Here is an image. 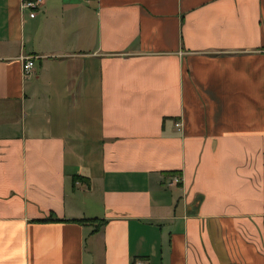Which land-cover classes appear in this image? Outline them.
<instances>
[{"label":"crops","instance_id":"crops-1","mask_svg":"<svg viewBox=\"0 0 264 264\" xmlns=\"http://www.w3.org/2000/svg\"><path fill=\"white\" fill-rule=\"evenodd\" d=\"M24 1L0 0V264H264V0Z\"/></svg>","mask_w":264,"mask_h":264},{"label":"built area","instance_id":"built-area-1","mask_svg":"<svg viewBox=\"0 0 264 264\" xmlns=\"http://www.w3.org/2000/svg\"><path fill=\"white\" fill-rule=\"evenodd\" d=\"M43 0H28L23 2V8L29 9V10H36L37 7L42 5ZM34 59L33 58H24L23 59V72L24 76L30 77L34 72ZM177 128L181 127V123L176 124ZM178 181V180H177Z\"/></svg>","mask_w":264,"mask_h":264},{"label":"rangeland","instance_id":"rangeland-1","mask_svg":"<svg viewBox=\"0 0 264 264\" xmlns=\"http://www.w3.org/2000/svg\"><path fill=\"white\" fill-rule=\"evenodd\" d=\"M176 124H177V123H176ZM176 124H175V125H176ZM180 128H181V127H180Z\"/></svg>","mask_w":264,"mask_h":264}]
</instances>
